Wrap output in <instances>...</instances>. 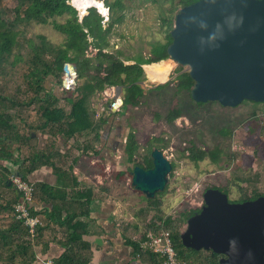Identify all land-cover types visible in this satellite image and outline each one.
Returning a JSON list of instances; mask_svg holds the SVG:
<instances>
[{"label": "rangeland", "instance_id": "1", "mask_svg": "<svg viewBox=\"0 0 264 264\" xmlns=\"http://www.w3.org/2000/svg\"><path fill=\"white\" fill-rule=\"evenodd\" d=\"M102 1L104 3L100 2L107 7L106 1ZM74 2L75 0H72V3L76 4ZM96 2L97 0L93 5L98 6ZM123 2L125 4L123 11L125 19L122 24L113 28L109 36L111 47L107 53H121L120 58L126 65H134L140 60H147L151 56V50L155 44H166L165 35L168 30L163 21L169 20L173 27L174 18L181 9L178 0H124ZM17 6L18 0H0V10L3 11L4 18L9 22L16 19ZM77 9L80 11L81 20L90 11V9L83 10L79 6ZM99 9H97L98 12L104 16L106 28L110 22L111 11H108L107 8V14H105L100 7ZM83 13L84 16H82ZM18 28L26 32L27 37L34 38L42 34L56 44L65 41V36L50 25L19 24ZM92 50L93 55L98 53V50ZM165 62L170 65V67L165 65L167 80L182 71L171 61L166 60ZM20 71L24 72L23 69ZM146 75L143 74L141 78L147 89L143 93L139 107H124L122 103L119 104L120 106L114 107L117 99L115 88L97 94L92 100L97 120L112 115L110 123L102 132L101 141L97 143L98 149L105 143L111 146L113 158L119 160L117 166L114 165L111 170V179L115 180V175L121 169L125 170L128 167L134 169L135 165L129 162L126 153L132 133L139 144V149L134 157L135 163L143 162L144 157L148 154V143L153 141V149L162 150L175 166L166 193L150 200L154 201V207L157 206L158 209L147 215L142 210L149 206L148 201L131 195L134 193L131 173L133 170L130 171L127 181L113 183L115 195L121 191L118 187L122 185L127 192L125 197L128 196L126 198L128 202L125 205L128 223L126 222V225L131 228L137 224L138 227L143 228V232L139 233L137 238L141 239L143 234L145 236L150 232L148 230L152 223L159 225V217H172L175 220L174 225L181 223L180 214L183 211L199 209L203 206V193L208 188L219 187L223 190L222 192L228 189L229 199L232 203H240L241 200L264 194V131L262 129L264 106L249 102L235 108L222 107L219 103L200 106L191 100L189 93L177 92L178 77L163 86L152 88L156 83L151 82ZM71 81L73 86L68 87L66 83ZM22 82L21 74L12 78L9 92L14 94L16 84ZM51 82H48L49 88L52 87ZM65 86L67 90L74 89L77 86V78L74 80V78L65 76ZM52 88H55L58 94L64 92V88L56 86V84ZM125 97L126 93L122 95V98ZM118 101L121 102V100ZM61 106L70 110L66 103H62ZM173 108H178L181 111V116L172 123H168L166 116ZM29 113L38 115L39 112L36 107H33ZM224 131H229L231 134L224 135L222 134ZM93 138L95 135L86 136L84 139L82 138L78 142L74 140V142L76 145L83 146L91 144ZM155 138L162 141L156 142ZM191 145L200 149L220 148L224 155L220 158L219 164L206 159L195 165L187 159L186 149ZM80 153L81 151L78 150L73 151L71 157ZM245 155L250 156L249 165L246 164ZM91 157L101 159L97 154ZM143 217L147 220L143 221ZM133 218L136 219L133 220ZM186 229L184 230L182 227L179 231L184 230L185 232Z\"/></svg>", "mask_w": 264, "mask_h": 264}, {"label": "trees", "instance_id": "2", "mask_svg": "<svg viewBox=\"0 0 264 264\" xmlns=\"http://www.w3.org/2000/svg\"><path fill=\"white\" fill-rule=\"evenodd\" d=\"M105 1L107 8L111 11L110 22L106 28L104 16L98 12L97 8H90L89 15L81 20L80 11L72 3V0H18L17 16L13 22L4 18V13L0 10L1 143H5L6 139L11 136L7 127L10 122L7 113H18L20 116H24L33 107H36L39 112L37 127L48 133L52 139L64 136L68 140L78 142L86 136L95 135L91 144L77 145L84 151V154L94 152L100 155L97 143L101 141L102 132L110 123L112 115L97 120L92 106L93 98L111 88L124 87L127 98L126 107L141 105L143 91L136 85L143 76L141 66L167 60L166 49L171 43L170 32L173 27L169 20L163 21L168 30L165 35L166 44H155L151 50V56L147 60H140L134 65H126L120 58L121 53H107L111 47L109 36L113 28L122 24L125 19L124 0ZM199 1L201 0H178V3L180 9H183ZM33 23L53 26L56 31L65 36V41L56 44L42 34L34 38L27 37L26 32L18 28L19 24L31 25ZM92 49L98 50V53L93 55ZM68 64L72 65L78 74L77 86L70 90H67L65 86V76H67L65 67ZM22 69L24 72L20 71ZM20 74L23 82L17 83L15 93L11 94L9 92L11 80ZM51 81L56 86L64 88L63 94H58L55 88H52L54 84ZM48 82H51V88H49ZM193 85L188 74L178 76L177 92L189 93ZM62 103H66L70 110L62 107ZM180 116L181 111L178 108H173L166 116V120L168 123H172ZM262 129L264 131V123ZM222 134L230 135L231 133L224 131ZM154 141L161 142L162 140L155 138ZM152 143L153 141L148 143V154L144 157L143 162L135 163L134 157L139 149V144L132 133L126 147L129 162L144 169L152 168ZM186 151L188 152L187 159L195 165L206 159L219 164L220 158L224 155L220 148L200 149L195 145H191ZM244 157L246 164L249 165L250 156L245 155ZM174 167L173 164V169ZM131 170L133 168L128 167L119 172L115 175V180L127 181ZM212 189L223 191L219 187H212ZM166 190L159 193L156 198L163 196ZM224 193L229 195L228 189H225ZM262 196L264 194L241 200V202L256 200ZM153 202L148 200L150 207L143 209V213L147 215L158 209L157 206L154 207ZM8 208L9 211H13L14 217V205L8 206ZM200 212L201 208L183 211L180 214L181 223L177 225H174L175 220L172 217H159L160 224L152 223L148 231L155 233L169 231L179 257L188 264H220V259L223 256L213 251L189 249L182 243L181 235L188 226V220ZM146 220L143 217V221ZM145 226L147 227V224ZM182 227L184 230L179 231ZM18 235L20 237L16 238ZM143 236L144 234L141 238ZM21 241L28 246H31L34 241L22 222L17 221L14 217V222L9 229H1L0 226V264L35 263L33 255L26 260L17 261V254H25L26 251V247L21 246ZM130 241L136 252L140 253L139 243ZM143 255L149 256L156 264H164L163 258L159 255L151 252H146ZM58 264H88V261L78 260L68 255L58 261Z\"/></svg>", "mask_w": 264, "mask_h": 264}, {"label": "water", "instance_id": "3", "mask_svg": "<svg viewBox=\"0 0 264 264\" xmlns=\"http://www.w3.org/2000/svg\"><path fill=\"white\" fill-rule=\"evenodd\" d=\"M170 39L167 60L182 71L152 88L188 74L194 83L189 96L197 104L264 106V0H201L179 11ZM158 63L142 65L143 74ZM65 71L78 78L72 65ZM136 85L147 89L143 81ZM115 91L121 97L125 88ZM151 158L152 168L132 172L133 188L148 200L166 190L173 171L162 150L153 149ZM181 240L186 248L223 256L220 264H264V196L232 203L219 189L205 190L201 212L188 220Z\"/></svg>", "mask_w": 264, "mask_h": 264}, {"label": "crops", "instance_id": "4", "mask_svg": "<svg viewBox=\"0 0 264 264\" xmlns=\"http://www.w3.org/2000/svg\"><path fill=\"white\" fill-rule=\"evenodd\" d=\"M7 114L11 136L0 142L1 229L11 227L14 217L8 206L19 200L9 181L13 173L36 185L33 209L43 221L31 246L20 242L26 251L17 254V261L33 255L34 264L50 259L58 263L71 255L88 264H156L149 256L139 255L130 241L138 243L143 228L126 225L128 196L123 185L114 194L113 183L119 181L111 179V170L119 160L113 158L111 146L105 143L99 148L101 159H97L91 157L94 152L84 154L74 140L52 139L37 127V113ZM76 150L82 154L72 158ZM132 189V197L148 201Z\"/></svg>", "mask_w": 264, "mask_h": 264}, {"label": "built area", "instance_id": "5", "mask_svg": "<svg viewBox=\"0 0 264 264\" xmlns=\"http://www.w3.org/2000/svg\"><path fill=\"white\" fill-rule=\"evenodd\" d=\"M9 181L19 197V200L14 204V217L17 221L22 222L31 237L35 238L38 230L43 226L42 218L33 209L36 200V185L18 173L11 174ZM137 241L140 245L139 255L151 252L163 258L164 264H188L179 257L169 231L159 233L150 231L141 239L138 238ZM43 264L58 263L50 259L44 261Z\"/></svg>", "mask_w": 264, "mask_h": 264}, {"label": "bare ground", "instance_id": "6", "mask_svg": "<svg viewBox=\"0 0 264 264\" xmlns=\"http://www.w3.org/2000/svg\"><path fill=\"white\" fill-rule=\"evenodd\" d=\"M95 1L96 0H75L74 3H76V5L79 6V8H81L83 10H87L89 6H91L95 3ZM100 1L103 2L102 0H97L96 3H98V6L101 8L103 13L107 14V10H108L107 7L104 6V4H103L104 2L101 3ZM105 7L107 10L105 9ZM166 64L170 67V65L165 61L160 62L156 65H150V66L146 67V74L149 77V80L151 82L159 84V83H164L167 81V79L165 78L166 71H167V67H166L167 65Z\"/></svg>", "mask_w": 264, "mask_h": 264}, {"label": "flooded vegetation", "instance_id": "7", "mask_svg": "<svg viewBox=\"0 0 264 264\" xmlns=\"http://www.w3.org/2000/svg\"><path fill=\"white\" fill-rule=\"evenodd\" d=\"M69 77V76H68ZM74 80H75V78H74ZM66 85H68V87H72L73 86V83H72V81L71 82H68V83H66ZM116 89V88H115ZM126 93V89H125V91H124V93L123 94H125ZM122 94V95H123ZM122 95H121V97H118V94H117V92H116V104H115V106L114 107H116V106H118L120 103H122L123 104V106L124 107H126V97L125 98H122ZM118 100H121V102L120 101H118ZM121 105V104H120ZM119 105V106H120ZM135 167V166H134ZM132 173V172H131Z\"/></svg>", "mask_w": 264, "mask_h": 264}]
</instances>
